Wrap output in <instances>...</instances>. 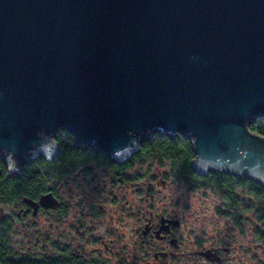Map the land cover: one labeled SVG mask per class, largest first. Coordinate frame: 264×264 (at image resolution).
I'll return each mask as SVG.
<instances>
[{
  "label": "water",
  "instance_id": "1",
  "mask_svg": "<svg viewBox=\"0 0 264 264\" xmlns=\"http://www.w3.org/2000/svg\"><path fill=\"white\" fill-rule=\"evenodd\" d=\"M264 0H0V158L75 147L120 162L185 136L199 174L264 187ZM44 207L57 203L51 192Z\"/></svg>",
  "mask_w": 264,
  "mask_h": 264
},
{
  "label": "flooded vegetation",
  "instance_id": "2",
  "mask_svg": "<svg viewBox=\"0 0 264 264\" xmlns=\"http://www.w3.org/2000/svg\"><path fill=\"white\" fill-rule=\"evenodd\" d=\"M71 148L64 159L69 166L67 173L46 179L45 184L50 182L46 191L39 194L33 189L13 194L12 199L6 194L0 201V264H264V217L253 200L255 193L245 184L253 179L225 172L202 175L193 170L205 184L208 174H227L231 186L235 182L245 188L250 198L243 201L230 189L231 198L224 183L213 182L222 187L225 207L213 209L210 225L204 226L197 224L194 212L180 211L177 200L164 202L149 191L145 196L135 192L131 197L112 191L116 186L112 177L131 168L132 163L123 162L134 161V152L115 162L91 146L81 148L82 153L79 147ZM60 153L58 145L48 161L55 163ZM39 157L11 175L34 171L30 167ZM95 169L107 177L108 190L99 186L95 188L98 193H93L91 181H84ZM74 176L80 177L77 192L60 193L66 179ZM49 192L57 201L54 207L40 203V196Z\"/></svg>",
  "mask_w": 264,
  "mask_h": 264
},
{
  "label": "rangeland",
  "instance_id": "3",
  "mask_svg": "<svg viewBox=\"0 0 264 264\" xmlns=\"http://www.w3.org/2000/svg\"><path fill=\"white\" fill-rule=\"evenodd\" d=\"M138 154V155H137ZM136 159L132 162L131 168L125 170L124 173L114 175L113 192L116 194H127L129 197L135 194V192L147 195L148 191L155 194V199L161 197L162 201L174 203L177 200L180 211L185 213L194 212L195 218H197V224L204 226L210 225L211 211L215 208L225 207L221 194L223 193L222 187L213 182H192L187 181L181 172L173 167L168 159L169 154H141L139 150L134 151ZM98 172V173H97ZM76 176V175H75ZM72 177V180L66 179L67 182L59 188L60 193H75L77 192V185L80 183V177ZM73 178H75L73 180ZM88 182L91 181V188L99 189V186L109 189V184L106 176L101 174V169H95V172H91L85 177ZM167 181L163 184L162 180ZM95 180V181H94ZM121 180V181H120ZM128 180H131L132 183ZM101 182L98 185L97 182ZM60 182V181H58ZM75 182H78L77 184ZM75 183V184H74ZM231 190L237 195L238 198H242L243 201L248 202L250 199L246 193L248 191L233 183ZM50 182L47 181L46 186H49ZM153 188L152 190H150ZM92 189V190H94ZM92 191L98 193L97 190ZM112 189V187H111ZM120 197V196H119ZM246 199V200H245ZM124 202V201H123ZM156 202V200H154ZM223 204V205H222ZM117 207V206H116Z\"/></svg>",
  "mask_w": 264,
  "mask_h": 264
},
{
  "label": "trees",
  "instance_id": "4",
  "mask_svg": "<svg viewBox=\"0 0 264 264\" xmlns=\"http://www.w3.org/2000/svg\"><path fill=\"white\" fill-rule=\"evenodd\" d=\"M249 128L252 131L264 136V120H253ZM56 140L61 151L59 160L55 163H51L48 160L43 159V157H39L36 162L32 163V167H30L36 171L31 169L25 176H19L18 174L11 175L8 165L5 163L4 159L0 158V201L6 197V194L8 198L12 199L13 194H27L33 189L41 194L47 189L45 184L46 179L53 177L55 174L62 175L67 173L69 166L66 165V161H64V159L68 156V154H70V151H72L71 146L73 145V140L71 135H69L62 128L57 131ZM79 148L82 153L83 149L81 148L83 147ZM89 151L92 152L91 150ZM139 151L141 154L148 155L167 153L169 154L168 159L170 160L172 166L176 167L187 181L195 179L197 182H202L199 180L200 176L196 174L191 167V162L195 158V154L190 141L185 136H169L156 132L152 134L150 138L142 142ZM84 153L86 154L85 156H88V152ZM127 161L130 162L128 163ZM127 161L123 162V164L130 165L133 160ZM204 178L205 182H215L219 184L224 183V185H226L225 188L229 189V197H234L233 193H230L232 192L230 190L232 179L229 175L208 174ZM245 184L251 189L252 193H255L256 199L253 197V200L258 203L257 207L261 209V216L264 217V187L256 184L253 180L245 181Z\"/></svg>",
  "mask_w": 264,
  "mask_h": 264
}]
</instances>
